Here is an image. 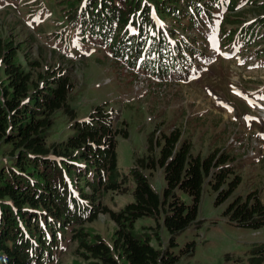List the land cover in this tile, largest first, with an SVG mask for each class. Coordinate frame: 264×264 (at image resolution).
<instances>
[{
    "label": "trees",
    "instance_id": "16d2710c",
    "mask_svg": "<svg viewBox=\"0 0 264 264\" xmlns=\"http://www.w3.org/2000/svg\"><path fill=\"white\" fill-rule=\"evenodd\" d=\"M76 1L72 6L79 9L76 19L84 32L99 39L130 68L141 67L152 75L177 70L179 61L196 50L192 42L196 39L185 34L206 24L202 13L210 14L215 8L208 0H147L145 8L143 0ZM236 3L231 1V10ZM149 5L171 22L174 53L152 22ZM16 57L12 44L0 43L6 78L0 89V147L11 149L7 157H0V264H50L69 231L85 264H176L192 256L194 241L178 254L171 250L177 247L176 237L197 222L206 180L217 193V206L240 185L241 179L227 167L229 157L216 150L204 158L193 156L191 143L181 141L179 131L158 139L150 134L146 140L149 154L129 172L134 181L133 202L114 212L102 206L99 198L102 192H119L125 183L116 153V137L127 138L125 131L114 126L112 113L101 107L87 121H75L69 106V80L61 76L41 78L45 84L34 81L30 72L17 65ZM59 112L73 122L75 133L61 145H48L46 134ZM156 149L158 157L153 156ZM157 167L164 172L161 194L140 170ZM82 180L91 193L83 192ZM70 184L80 186L78 198L71 194ZM179 192L191 203L182 201ZM161 212H165L162 226L169 235L164 251L152 244L149 235L140 238L133 231L139 219L156 220ZM227 212L230 224L253 231L264 228V205L256 194L236 200ZM99 213L117 224L112 246L100 237L91 241L83 234V225L95 221ZM253 253L250 263L261 264L264 245L255 247Z\"/></svg>",
    "mask_w": 264,
    "mask_h": 264
},
{
    "label": "rangeland",
    "instance_id": "374dc122",
    "mask_svg": "<svg viewBox=\"0 0 264 264\" xmlns=\"http://www.w3.org/2000/svg\"><path fill=\"white\" fill-rule=\"evenodd\" d=\"M208 1L215 8L203 14L206 24L185 34L196 39L192 42L199 53L186 56L181 72L165 78H156L141 67L143 73L129 69L89 32L82 34L80 22L76 24L71 18L76 14L72 6L76 0H0V43L13 45L17 65L30 72L34 81L45 84L41 78L61 76L69 80V106L75 121L88 120L98 107L113 113L114 126L121 127L127 136L116 137L118 169L125 183L119 192H102L99 200L114 212L133 202L134 181L129 172L138 159L149 154L146 140L150 134L158 139L179 131L181 141L191 143L193 156L204 158L216 150L229 157L227 167L241 179L240 185L217 206V193L206 180L197 222L176 237L177 247L171 251L178 254L186 243L194 241L193 255L180 258L176 264H251L255 247L264 245V228L253 231L230 224L227 209L250 194H256L264 205V20H260L264 9L258 8L264 7V0H237L234 10L226 5L228 0H220V4ZM159 22L160 31L171 29V22ZM245 28H253L250 42L238 36L229 39V30L246 33ZM223 53H229V59H223ZM5 81L0 60V89ZM1 96L0 90V101ZM72 125L57 113L46 134L47 144L61 145L75 133ZM0 148V157H7L11 149ZM153 156H159L158 149ZM140 170L161 194L165 187L163 169ZM81 183L83 192L91 193L83 180ZM74 187L81 194L80 186ZM179 196L191 203L187 195L179 192ZM164 214L156 220L139 219L133 228L137 237L149 235L161 251L169 246V235L162 226ZM117 228L108 215L99 213L82 231L91 241L100 237L112 246ZM71 237L70 231L65 234L50 264L86 263Z\"/></svg>",
    "mask_w": 264,
    "mask_h": 264
},
{
    "label": "bare ground",
    "instance_id": "6f19581e",
    "mask_svg": "<svg viewBox=\"0 0 264 264\" xmlns=\"http://www.w3.org/2000/svg\"><path fill=\"white\" fill-rule=\"evenodd\" d=\"M263 116H264V113H263Z\"/></svg>",
    "mask_w": 264,
    "mask_h": 264
}]
</instances>
